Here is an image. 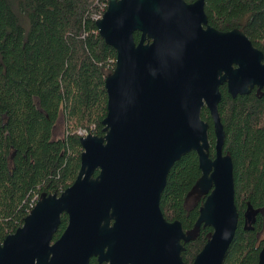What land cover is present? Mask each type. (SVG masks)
I'll return each instance as SVG.
<instances>
[{"label":"water","instance_id":"water-1","mask_svg":"<svg viewBox=\"0 0 264 264\" xmlns=\"http://www.w3.org/2000/svg\"><path fill=\"white\" fill-rule=\"evenodd\" d=\"M117 51L106 78L104 137L81 138V169L63 193L43 194L22 227L0 242V264H185L184 243L202 227L213 234L193 264H224L239 225L234 164L224 154L220 88L264 98V53L241 30L208 23L205 0H110L97 21ZM141 34L135 41V33ZM207 108L216 136L210 156ZM196 152L205 201L191 232L161 210L169 174ZM97 173V175H96ZM262 209L248 203L246 231ZM68 216V225L54 240ZM264 264V247L259 254Z\"/></svg>","mask_w":264,"mask_h":264},{"label":"trees","instance_id":"trees-1","mask_svg":"<svg viewBox=\"0 0 264 264\" xmlns=\"http://www.w3.org/2000/svg\"><path fill=\"white\" fill-rule=\"evenodd\" d=\"M110 0H0V242L23 226L31 202L43 194H61L76 181L83 147L80 129L95 127L104 137L108 113L106 78L116 67L117 51L106 44L97 21ZM193 3L197 0H185ZM209 25L220 31L241 30L264 53V0H205ZM141 34L135 33V41ZM218 111L225 130L224 154L234 164L239 225L224 264H259L264 247V98L257 88L233 98L220 88ZM64 113L67 134L54 140ZM210 156H216L213 120ZM97 175V173H96ZM202 176L196 152L173 166L161 198L170 221L191 232L205 197L190 207L189 196ZM248 203L262 209L253 231L244 229ZM68 225V216L54 240ZM213 234L202 227L183 244L185 264H193ZM90 264H99L92 258ZM107 264V263H104Z\"/></svg>","mask_w":264,"mask_h":264},{"label":"rangeland","instance_id":"rangeland-1","mask_svg":"<svg viewBox=\"0 0 264 264\" xmlns=\"http://www.w3.org/2000/svg\"><path fill=\"white\" fill-rule=\"evenodd\" d=\"M66 134H67V125H66L64 113L61 112L59 120L54 130L53 139L54 140L63 139L66 137ZM201 197L202 196L197 191L192 192L189 196V204H188L189 208L195 206Z\"/></svg>","mask_w":264,"mask_h":264},{"label":"built area","instance_id":"built-area-1","mask_svg":"<svg viewBox=\"0 0 264 264\" xmlns=\"http://www.w3.org/2000/svg\"><path fill=\"white\" fill-rule=\"evenodd\" d=\"M102 17H100V19H101ZM99 20V19H98ZM94 129H95V127L93 126V127H91L90 129H80L79 131H78V135L81 137V138H85V137H87V136H89V135H93V131H94ZM40 199L38 198V197H36L32 202H31V207H32V210L34 209V207L37 205V203H38V201H39ZM31 210V211H32ZM30 211V212H31Z\"/></svg>","mask_w":264,"mask_h":264},{"label":"flooded vegetation","instance_id":"flooded-vegetation-1","mask_svg":"<svg viewBox=\"0 0 264 264\" xmlns=\"http://www.w3.org/2000/svg\"><path fill=\"white\" fill-rule=\"evenodd\" d=\"M194 3V2H193ZM206 4V3H205ZM209 23V22H208ZM98 261V260H97ZM104 264V263H103ZM108 264V263H107Z\"/></svg>","mask_w":264,"mask_h":264}]
</instances>
